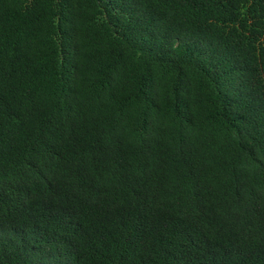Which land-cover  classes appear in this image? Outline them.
Returning <instances> with one entry per match:
<instances>
[{"label": "trees", "instance_id": "obj_1", "mask_svg": "<svg viewBox=\"0 0 264 264\" xmlns=\"http://www.w3.org/2000/svg\"><path fill=\"white\" fill-rule=\"evenodd\" d=\"M0 264H264V0H0Z\"/></svg>", "mask_w": 264, "mask_h": 264}]
</instances>
